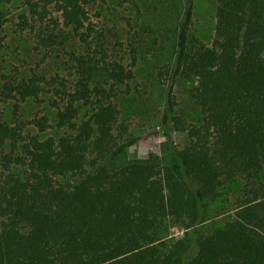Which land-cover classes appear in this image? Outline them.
<instances>
[{
	"label": "trees",
	"instance_id": "trees-1",
	"mask_svg": "<svg viewBox=\"0 0 264 264\" xmlns=\"http://www.w3.org/2000/svg\"><path fill=\"white\" fill-rule=\"evenodd\" d=\"M218 1L211 44L191 37L193 0L150 6L161 24L149 34L171 39L160 29L168 19L176 26L175 57L162 68L172 83L192 82L200 117L176 112L168 98L164 121L171 117L185 137L182 146L168 142L173 160L118 165L135 141L126 140L116 100V87L135 77L119 54L121 27L105 16L97 28V0H24L15 33L30 30L46 48L68 40L80 49L70 52L72 77L36 66L0 81V264H264V0ZM46 90L54 118L22 119L21 103ZM29 124L63 132L44 137ZM234 187V213L205 230L208 199ZM170 221L186 228L182 237L165 238Z\"/></svg>",
	"mask_w": 264,
	"mask_h": 264
},
{
	"label": "rangeland",
	"instance_id": "rangeland-1",
	"mask_svg": "<svg viewBox=\"0 0 264 264\" xmlns=\"http://www.w3.org/2000/svg\"><path fill=\"white\" fill-rule=\"evenodd\" d=\"M134 0H97L90 8L91 19L101 29L104 17L109 18L108 26L112 27L117 23L122 29L123 45L119 46L120 56L123 55V62L132 66L135 70V77L129 84H119L116 87L118 96L116 100L121 108L120 124L128 127L125 136L126 140L134 137L135 141L127 145L117 160L118 165H123L133 160L151 161L156 160L162 164L170 163L171 152L168 151V142L172 140L175 145L182 146L185 137L176 131L171 117L168 122L164 121V111L168 104V98L175 102L176 112H185L187 117L199 119L200 114L197 107L189 96V88L192 82L179 78L174 83L170 81L163 64L173 63L175 57V25L167 23L160 29L166 35L152 32L148 28L157 29V23L161 24L154 15L157 11L153 6L158 0H136L138 5L133 4ZM24 0H0V12L5 13L7 21L5 29V45L0 48V81L3 74H23L30 71V67L38 66V70L50 77L61 74L72 77L73 61L70 52L73 49L68 45L56 48H46L38 44L36 36L30 30L26 32L13 31L12 21L17 13L25 8ZM194 14L191 28V37L211 44L216 23V11L219 6L218 0H193ZM147 28V29H146ZM128 30V35H127ZM131 33V35H129ZM154 36L158 38V44L154 47ZM137 48L136 62H133L132 47ZM119 50V49H117ZM18 67V69H17ZM48 87V86H47ZM171 93V95H169ZM50 93L46 90L41 99H32L21 103V118L32 119L37 115L49 114L53 117L55 109L49 104ZM15 100L11 99L5 104L7 112L11 113ZM54 118V117H53ZM54 121L52 122V124ZM29 132L39 133V128L29 124ZM63 132L56 125L46 131L40 132L41 136H59ZM65 180V178H62ZM228 195L218 197L216 200H209V215L201 226L205 230L221 226L234 213L236 196L239 193L236 187L227 192ZM228 198V199H227ZM186 228L174 221H170L169 230L165 238H180L184 235Z\"/></svg>",
	"mask_w": 264,
	"mask_h": 264
}]
</instances>
